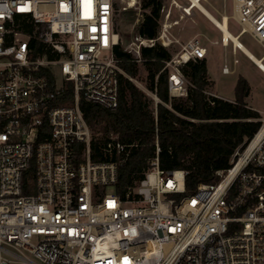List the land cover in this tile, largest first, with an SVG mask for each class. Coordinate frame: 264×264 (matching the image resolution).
<instances>
[{
	"label": "built area",
	"instance_id": "2783aa9c",
	"mask_svg": "<svg viewBox=\"0 0 264 264\" xmlns=\"http://www.w3.org/2000/svg\"><path fill=\"white\" fill-rule=\"evenodd\" d=\"M116 1L0 0V264H264V119L193 193L186 170L160 166L158 140L124 197L126 156L92 157L80 100L119 105ZM234 2L237 34L264 48V0ZM168 32L165 22L155 38L137 33L126 50L141 62L142 48L173 43ZM207 52L192 37L165 61L171 96L187 94L181 66ZM116 138L107 150L125 153L132 144Z\"/></svg>",
	"mask_w": 264,
	"mask_h": 264
},
{
	"label": "trees",
	"instance_id": "16d2710c",
	"mask_svg": "<svg viewBox=\"0 0 264 264\" xmlns=\"http://www.w3.org/2000/svg\"><path fill=\"white\" fill-rule=\"evenodd\" d=\"M140 1L143 16L136 25L137 32L155 38L165 0ZM34 43L37 48L33 55H41L43 44ZM114 54L123 70L119 74V105L107 109L81 99L80 108L92 130V157L106 160L126 156L119 165L115 188L122 197L144 176L156 156V140L160 166L186 170L187 193H193L200 184L217 181V171L231 166L235 153L244 149L262 124L260 112L248 104L250 84L244 75L238 76L234 99H226L208 89L211 81L206 58L191 59L181 66L187 94L174 97L169 91V71L164 68L165 61L172 57L170 51L160 43L144 47L146 87L159 98L152 106V97L132 80L139 72L136 57L121 44L115 46ZM66 96H71L69 91L63 100ZM112 135L132 145L125 153L111 154L107 143Z\"/></svg>",
	"mask_w": 264,
	"mask_h": 264
},
{
	"label": "rangeland",
	"instance_id": "374dc122",
	"mask_svg": "<svg viewBox=\"0 0 264 264\" xmlns=\"http://www.w3.org/2000/svg\"><path fill=\"white\" fill-rule=\"evenodd\" d=\"M202 3L221 19L223 13L229 15V26L233 33L240 30V25L235 18L234 0H201ZM135 2V3H134ZM140 0H117L116 1V25L121 36L120 44L127 49L138 33L136 25L142 19V8ZM165 11L162 14L161 23H169L168 35L173 43L167 48L172 57L177 55L182 45L192 37H198L207 47L205 57L208 65V77L211 86L208 88L214 94L224 97L235 96V86L239 75H244L250 84V93L247 97L248 104L257 109L264 119V73L243 52L237 50L234 43L230 41L224 44L222 33L198 8L189 10L187 7L190 0H165ZM186 8V10H185ZM127 11V13H125ZM133 11V14L129 13ZM169 13V16H166ZM130 17L133 21H130ZM161 29V24H160ZM159 29V30H160ZM242 42L257 56L261 57L264 48L252 37L249 32L241 36ZM161 44V43H160ZM163 45V44H161ZM237 50V51H236ZM264 61V60H263ZM137 77L132 80L142 89L148 92L154 100V94L147 89V70L141 62ZM228 65V73L223 72L224 66ZM187 83V81H186ZM113 187H109L112 191Z\"/></svg>",
	"mask_w": 264,
	"mask_h": 264
},
{
	"label": "bare ground",
	"instance_id": "6f19581e",
	"mask_svg": "<svg viewBox=\"0 0 264 264\" xmlns=\"http://www.w3.org/2000/svg\"><path fill=\"white\" fill-rule=\"evenodd\" d=\"M202 13L215 25L222 33V41L228 44L230 41L234 43L237 50L243 52L249 59H251L258 68L264 73V59L257 57L240 39L243 34H235L231 31L229 26V15L223 13L221 19L218 18L212 11H210L200 0H192ZM135 3V2H134ZM169 24V23H168Z\"/></svg>",
	"mask_w": 264,
	"mask_h": 264
},
{
	"label": "crops",
	"instance_id": "0c3cea01",
	"mask_svg": "<svg viewBox=\"0 0 264 264\" xmlns=\"http://www.w3.org/2000/svg\"><path fill=\"white\" fill-rule=\"evenodd\" d=\"M201 1V0H200ZM202 2V1H201ZM194 7H196V8H198L197 7V5H195V3L192 1V0H190V4H189V6L187 7L189 10H191L192 8H194ZM199 9V8H198ZM200 10V9H199ZM204 14V13H203ZM205 15V14H204ZM206 16V15H205ZM237 34V33H236ZM237 51V50H236ZM251 60V59H250ZM224 72V71H223ZM230 72V71H229ZM224 73H228V72H224ZM220 96H222V95H220ZM222 97H224V96H222ZM224 98H226V99H232V97H229V98H227V97H224Z\"/></svg>",
	"mask_w": 264,
	"mask_h": 264
}]
</instances>
